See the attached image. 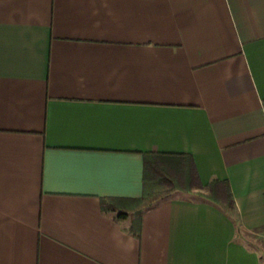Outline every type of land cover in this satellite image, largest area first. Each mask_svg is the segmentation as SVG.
<instances>
[{"label":"crops","instance_id":"crops-1","mask_svg":"<svg viewBox=\"0 0 264 264\" xmlns=\"http://www.w3.org/2000/svg\"><path fill=\"white\" fill-rule=\"evenodd\" d=\"M144 152L233 211L177 190L134 237L100 197ZM0 264H264V0H0Z\"/></svg>","mask_w":264,"mask_h":264},{"label":"trees","instance_id":"trees-1","mask_svg":"<svg viewBox=\"0 0 264 264\" xmlns=\"http://www.w3.org/2000/svg\"><path fill=\"white\" fill-rule=\"evenodd\" d=\"M177 190H196V196L218 206L225 212H232L234 201L227 181L217 178L203 184L198 176L193 157L187 153H143V191L124 208L116 197H100L101 209L113 212V218H126L130 214L127 231L140 237L141 216ZM121 206V207H120Z\"/></svg>","mask_w":264,"mask_h":264},{"label":"rangeland","instance_id":"rangeland-1","mask_svg":"<svg viewBox=\"0 0 264 264\" xmlns=\"http://www.w3.org/2000/svg\"><path fill=\"white\" fill-rule=\"evenodd\" d=\"M132 206L134 205V203L131 204ZM131 205L129 207H131Z\"/></svg>","mask_w":264,"mask_h":264}]
</instances>
